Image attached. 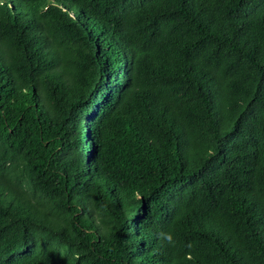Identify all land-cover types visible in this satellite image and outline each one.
Masks as SVG:
<instances>
[{
  "label": "trees",
  "instance_id": "1",
  "mask_svg": "<svg viewBox=\"0 0 264 264\" xmlns=\"http://www.w3.org/2000/svg\"><path fill=\"white\" fill-rule=\"evenodd\" d=\"M0 264H264V0H0Z\"/></svg>",
  "mask_w": 264,
  "mask_h": 264
},
{
  "label": "clouds",
  "instance_id": "2",
  "mask_svg": "<svg viewBox=\"0 0 264 264\" xmlns=\"http://www.w3.org/2000/svg\"><path fill=\"white\" fill-rule=\"evenodd\" d=\"M168 240H171V236L166 237Z\"/></svg>",
  "mask_w": 264,
  "mask_h": 264
}]
</instances>
